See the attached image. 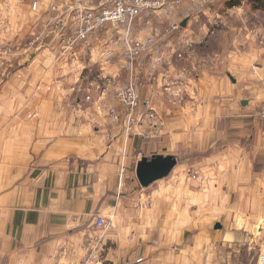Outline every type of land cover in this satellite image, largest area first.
I'll return each instance as SVG.
<instances>
[{
	"label": "crops",
	"instance_id": "1",
	"mask_svg": "<svg viewBox=\"0 0 264 264\" xmlns=\"http://www.w3.org/2000/svg\"><path fill=\"white\" fill-rule=\"evenodd\" d=\"M22 1L17 12L31 20ZM166 10L143 12L129 40L163 19L183 29L134 66L121 57L127 33L111 28L67 58L52 33L30 56L0 57V264H260L264 59L230 46L202 64L207 22L184 23L185 6ZM42 13L40 24L0 20V40L26 45L54 16ZM133 76L136 118L150 103L157 131L144 120L124 133L117 94ZM143 161L173 165L143 187ZM98 218L109 226L98 228Z\"/></svg>",
	"mask_w": 264,
	"mask_h": 264
},
{
	"label": "rangeland",
	"instance_id": "2",
	"mask_svg": "<svg viewBox=\"0 0 264 264\" xmlns=\"http://www.w3.org/2000/svg\"><path fill=\"white\" fill-rule=\"evenodd\" d=\"M40 1H41V7H40L41 11L37 13L32 11L34 16L31 14V20H30V14H28L26 10L17 12V7L20 8L19 5H25L24 1L22 0H0V8L4 7V8L9 9L6 11L5 16L0 15V18H1L0 20L11 21L15 24L19 20L20 21L25 20L29 24L30 23L34 24V22H36L38 18L44 20L45 15H43L42 13V8L44 7H48L49 10L52 12H53L52 9L55 5L59 6V8L66 7L68 9L75 8L77 5L78 6L80 5L83 7H88L91 10H96L98 6L100 5V3L105 0H40ZM161 1L164 3V6L162 8L157 9V10L148 9V10H144L143 12L152 11L153 14L155 13V15L160 14L161 12V15H162V14H166V11H167L166 9H168L170 6H173L175 8H178V7L184 8L185 6L188 10V14H187L188 18L186 19L184 23H187L188 21L191 22V21H200V20L207 22L206 25L210 27L209 29L205 30L206 35L209 39L208 43L203 45L201 49L196 50V52L198 53L201 52L202 64L207 65L211 60L214 59L215 55L217 56L220 55V53H223L222 52L223 49L228 48L230 46L231 47L234 46L232 50L230 49L233 53L247 54V57L248 59L251 60V62L253 61L258 62L259 58L264 59V11L255 9L253 4H250L246 1H242L238 5L229 6V3L233 1H237V0H180V1L178 0L179 2H176L177 0H161ZM26 3L28 4L30 3V7H31L30 1ZM142 13L139 15V17L142 15ZM58 15H62V14L61 13L57 14L56 12H54V16L52 17V19H54ZM78 15H79L78 12H73V14H68L67 16H65L61 20L62 28H59V29H57L55 26L48 28L46 27L47 25L46 24L44 30H42L41 32H37L32 37L31 40H34L37 36H41V41L36 43L32 52L39 50L40 46L43 45L45 39H47L49 37V34L51 33L53 35L54 40L56 38L57 45L60 48V46H62L63 44V40L66 38V36H64L63 34H66L68 36L74 35L75 27L73 26L74 22L72 21V18L74 16L76 20ZM21 16L23 17L22 20L20 19ZM139 17H137V19L133 22L132 26L135 25ZM40 19L37 21L38 24L41 23ZM163 20H164L163 21L164 23H163L162 28L160 27L155 28L154 30H152V33L147 38L143 40L142 39L136 40V41H145L151 37L154 39V42H155L154 43L155 45L153 47H156L157 45L163 43L166 39L170 38L171 36L176 35L178 32H180L183 29V25L180 24V22L171 23V24L164 26L167 19H163ZM45 21H47V17L45 18ZM175 24L180 25V29L178 31H175L172 34H166L165 36L161 35L163 31H165L167 28ZM125 26L115 29L119 33L120 32L127 33L125 36H121V38L124 37L121 39L123 41V44H124L125 39L129 40L128 34L130 32V29L128 28V26H126L128 29L126 28L127 31H125ZM132 26L130 28H132ZM70 27L73 28L72 33L69 32ZM111 29L107 28L108 31ZM107 30H104V31H107ZM0 44L2 46H10L12 48L11 51L13 54L20 52V50L23 49V45L21 47L19 46L20 48L18 47L19 49H17V46L15 45L12 46L11 45L12 43L5 42L4 40H0ZM124 47H125V44H124ZM124 47L122 49H124ZM153 47L149 48L148 52H150L153 49ZM75 52H76V49L74 53ZM12 55H7L3 52H0V57H3V58L7 56H12ZM138 62L139 60H137L134 63V65L137 64ZM255 67L256 69L262 68V67H258V65L257 66L255 65ZM137 80L138 78L133 76L129 83L138 84ZM147 103H145L144 105L146 108L145 114L141 116L140 118H138L137 120L138 123L136 125H133V130L135 129L136 126H138L140 121H144V120L152 123V126L154 127L156 131L158 130V128L162 127L161 122L157 123L158 121L157 113H156V110H154L153 105L148 103L150 104L149 105L150 108L148 109ZM140 105H141V96H140ZM263 108L264 106L262 107V109ZM113 109L114 108H110V111ZM150 109L153 110V113L155 114L154 118H150L148 116V112ZM110 111H109V116L111 117ZM124 114L126 113L124 112ZM258 116H259V113H258ZM124 117H127V114ZM124 125H125V122L123 123V129H124ZM124 133H125V130H124ZM131 133L132 131L129 133V135ZM263 258L261 257L260 264H264L262 262Z\"/></svg>",
	"mask_w": 264,
	"mask_h": 264
},
{
	"label": "built area",
	"instance_id": "3",
	"mask_svg": "<svg viewBox=\"0 0 264 264\" xmlns=\"http://www.w3.org/2000/svg\"><path fill=\"white\" fill-rule=\"evenodd\" d=\"M31 2V8L33 12H40L41 1L40 0H29ZM179 2V1H178ZM110 4V5H108ZM112 5V6H111ZM164 6L161 0H105L100 3L96 10H91L88 7L76 6L75 8H59L55 5L53 7V12L57 14L61 13L54 19H52L46 26H55L57 29L62 28L61 20L68 14H73V12H78L79 15L75 20L74 16L72 21L75 27V32L73 36H66L63 40L62 46H60V52L63 57H68L74 55V51L80 43L87 41L92 34L97 32H102L107 30V28L118 29L122 26H128L130 28L133 22L139 17V15L148 9H160ZM63 16V17H62ZM180 29V25H173L162 32V36L166 34H172ZM41 41V36H37L34 40H30L23 46L20 50L23 55H31L36 43ZM154 39L149 38L145 41L130 42L128 39L124 40L125 47L121 51V57L130 65L133 66L134 63L140 59V57L149 51V48L153 47ZM10 46H2L0 44V52L7 55H12ZM140 84L129 83L127 86L122 88L117 94L118 102L123 106L124 112L127 114L125 117L124 130L125 134L129 135L133 131V125H136L137 118L136 112L140 106ZM150 104L147 103V108L149 109ZM152 109V107H151ZM149 110L148 116L154 118L153 110ZM111 117L114 121H119V116L117 114L116 108L110 111ZM125 114V115H126ZM259 117L264 123V108L259 112ZM192 179L196 180L198 178V173H191ZM95 225L98 228L108 227L109 224L106 220L98 218ZM264 263V258L262 260Z\"/></svg>",
	"mask_w": 264,
	"mask_h": 264
},
{
	"label": "water",
	"instance_id": "4",
	"mask_svg": "<svg viewBox=\"0 0 264 264\" xmlns=\"http://www.w3.org/2000/svg\"><path fill=\"white\" fill-rule=\"evenodd\" d=\"M173 164L165 165L162 161L149 163L143 161L137 169L138 180L143 187H147L153 182L164 178L171 171ZM220 226H217L219 228Z\"/></svg>",
	"mask_w": 264,
	"mask_h": 264
},
{
	"label": "trees",
	"instance_id": "5",
	"mask_svg": "<svg viewBox=\"0 0 264 264\" xmlns=\"http://www.w3.org/2000/svg\"><path fill=\"white\" fill-rule=\"evenodd\" d=\"M242 1H246L250 4L254 5V8L257 10H263L264 11V0H237L229 3V6L238 5Z\"/></svg>",
	"mask_w": 264,
	"mask_h": 264
}]
</instances>
